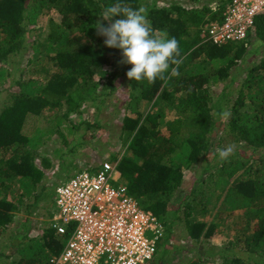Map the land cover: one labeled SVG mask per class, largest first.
I'll return each mask as SVG.
<instances>
[{
  "label": "trees",
  "instance_id": "obj_1",
  "mask_svg": "<svg viewBox=\"0 0 264 264\" xmlns=\"http://www.w3.org/2000/svg\"><path fill=\"white\" fill-rule=\"evenodd\" d=\"M181 1L160 6L158 0L154 5L145 0H0V93L2 85L11 83L10 97L0 108V264H52L61 255L69 235L50 226L36 238L19 235L12 241L7 234L20 215L28 223L43 198L54 196H45L43 186L54 167L41 153L47 141L55 134L67 141L61 129L70 115L83 114L89 102L113 96L115 82L123 77L129 100L120 138L127 153L113 155L109 162L119 161L129 194L142 209L163 215L159 219L165 222L167 238L172 227L183 222L189 239L198 245L208 244L225 223L206 221L208 214L218 211L220 218L244 212L228 246L188 264H206L216 256L222 264H264V156L259 154L264 150V59L254 60L240 87L231 90L249 41L215 45L208 28L224 20L234 0ZM117 2L145 6L155 34L177 38L181 63L172 65L176 75L169 71L154 83L127 77L132 66L123 62L121 50L105 45L95 28L98 22L110 24L99 13ZM53 10L61 21L49 19L47 35L34 37L43 17ZM253 32L264 47V14L256 18ZM18 58L19 72L13 76L9 64ZM103 67L113 70L104 73ZM224 82L229 84L217 102L214 88ZM145 102L150 104L147 113L141 110ZM55 107L65 108L63 117L45 116L47 126L41 127V116ZM222 110L231 115L220 141L230 137L241 149L240 156L208 168L211 175L200 181L207 192L193 189L174 209L171 203L183 188L185 171L212 151ZM168 111L176 114L164 133ZM85 123L88 130L99 128L97 122ZM77 138V147L85 145Z\"/></svg>",
  "mask_w": 264,
  "mask_h": 264
},
{
  "label": "rangeland",
  "instance_id": "obj_2",
  "mask_svg": "<svg viewBox=\"0 0 264 264\" xmlns=\"http://www.w3.org/2000/svg\"><path fill=\"white\" fill-rule=\"evenodd\" d=\"M145 2H148L152 5L155 4V0H145ZM169 2L170 0H158V4L160 6L169 5ZM181 3L187 4L188 0H182ZM49 19L60 22L61 16L58 12L53 10L49 15L43 17V22L39 24L37 29L38 34L34 37H44L47 35V24ZM253 36V39L250 41L251 44H249V46L251 45L249 49L251 50V48L254 47L255 53H250L249 55L245 56V62L241 61L237 81L232 84L233 86L231 85V90L238 89L240 87L242 82L247 77L248 69L251 68L252 62L254 60L259 62L260 60L264 59V47L256 41V36ZM19 61L20 58L16 59L15 61L13 59V62L9 64V70L13 71V76H16L19 72V67H17L15 64ZM112 70L113 69L110 67H103L101 69V71L104 73L111 72ZM115 84L117 86V90L113 96L105 97L104 100L98 99L95 102H89L88 105L83 109V114L79 115L77 113H73L70 115V122H65L64 127L61 129L64 136L67 138V141L66 139L61 138L58 134H55L47 141L46 145L41 150V153L45 156V158L52 162L54 167L49 168L47 177L43 181V186L47 188L45 196L46 193L47 195L54 194V196L51 200H46V197L43 198L40 204L35 209H33V217L29 218L27 221L28 223L25 221L26 216L20 215L16 219V224L12 226L7 234L9 239L15 238L19 235H29L31 238L39 237L42 233V230L49 226L50 213L53 212L54 215L58 213L55 191L59 185L77 173L91 171L93 168L98 169L102 164L111 161V157L113 155L118 153H127V150L122 149L124 142L120 137L123 124L122 121L125 115V108L129 100L128 83L123 77L119 78ZM228 84V82H224L220 86L214 88L215 101L218 102L221 100L222 92L225 87L228 86ZM10 86L11 83L9 82V84L6 83V85H2L1 87L0 108L3 107L4 102L6 103L7 99L10 97L9 95L11 91L9 92L8 90ZM141 110L143 113H147L150 110V104L146 102L143 103ZM51 114H53V116L63 117V114H65V108L59 109L55 107L53 109L46 110V112L40 118L41 127L45 128L47 126V120H45V116L47 117ZM175 114V112L168 111L165 121L166 124L163 125L161 129L164 133L167 131L166 125L174 120ZM84 120L90 123L97 122L99 128L97 130H88L86 128L88 123L82 124ZM226 124L227 119L219 120L217 129L215 131V138L213 137L214 142L211 153L207 154V156L204 157V159H202L201 162L197 164L192 170L185 171L183 188H181L175 194L173 203H171L174 209H177L179 205L183 203L185 198L190 195L193 189L202 188L205 192H207L206 185L204 184L201 187L200 181L208 179L212 171H208L207 169L220 161L217 155L219 149L229 146L233 148V152L226 160L240 156L241 149H239L235 144H232L230 137H225V140L222 143L220 141L222 136L225 134ZM77 136L79 138H83V140L86 142L85 145H79L77 147L75 142H79ZM74 146L77 148L75 151H73L74 149L72 148ZM259 154L264 156V150H261ZM118 170L121 174L119 182L126 184L120 168H118ZM217 212L218 211L208 214L205 217V220L210 223L219 224V222L221 223L222 220L225 219V223L220 225L218 231L209 240L208 244L201 243L199 246L197 243L191 241L185 229L184 223H177L172 227V233L170 237L167 238V236H165L162 242L160 241L162 246L160 245L158 255L152 264H188L192 260L205 259V256H207L209 253L212 255L218 254L219 248L228 246L236 237L237 232L236 229H234V226L240 221V217L244 212H237L235 216L232 215L231 217H229L228 214L223 213L220 218L216 217ZM158 217L161 220L164 219L163 215H158ZM163 224L164 230L166 232L165 222H163ZM25 226L28 228V230H25ZM8 238H6L5 242H8ZM201 242H204V240L202 239ZM14 243L17 244V242ZM218 258L219 257L216 256L215 259H212L211 261L206 260L208 261L206 264H222Z\"/></svg>",
  "mask_w": 264,
  "mask_h": 264
},
{
  "label": "built area",
  "instance_id": "obj_3",
  "mask_svg": "<svg viewBox=\"0 0 264 264\" xmlns=\"http://www.w3.org/2000/svg\"><path fill=\"white\" fill-rule=\"evenodd\" d=\"M264 0H234L223 21L209 26L215 45L246 41ZM118 163L75 174L55 191L58 213L50 228L69 238L52 264H150L158 254L164 225L142 209L120 183Z\"/></svg>",
  "mask_w": 264,
  "mask_h": 264
},
{
  "label": "clouds",
  "instance_id": "obj_4",
  "mask_svg": "<svg viewBox=\"0 0 264 264\" xmlns=\"http://www.w3.org/2000/svg\"><path fill=\"white\" fill-rule=\"evenodd\" d=\"M99 14L110 21V24L105 26L98 22L95 28L105 37V45L108 48L121 50L123 62L132 66L127 71L129 79L154 83L157 79H163L169 71L172 75H176L177 70L172 68V65L181 63L178 59L181 55L179 41L174 36L161 38L155 34L148 19L149 11L145 6L133 8L117 2L104 8ZM253 35L254 32L246 40L249 44ZM230 115L227 110L218 113L221 120L229 118ZM232 152L233 148L229 146L219 149L217 155L221 161H224ZM165 236L164 230L161 242Z\"/></svg>",
  "mask_w": 264,
  "mask_h": 264
},
{
  "label": "crops",
  "instance_id": "obj_5",
  "mask_svg": "<svg viewBox=\"0 0 264 264\" xmlns=\"http://www.w3.org/2000/svg\"><path fill=\"white\" fill-rule=\"evenodd\" d=\"M252 39H253V38H252ZM256 41H257V39H256ZM257 42H258V41H257ZM258 43H259V42H258ZM258 45H259V44H258ZM250 47H251V45H250ZM250 47H249V48H250ZM251 49L253 50V49H254V47H253V48H251ZM250 53H251V50H249V52H248V54H247V55H249ZM247 55H246V56H247ZM245 60H246V58H245V59H244V61H242V62H245ZM240 65H241V63H240Z\"/></svg>",
  "mask_w": 264,
  "mask_h": 264
}]
</instances>
